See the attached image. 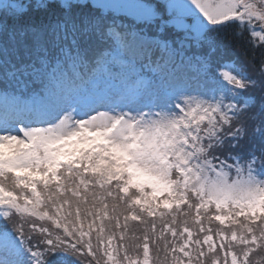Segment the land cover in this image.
<instances>
[{"label":"snow or ice","instance_id":"snow-or-ice-1","mask_svg":"<svg viewBox=\"0 0 264 264\" xmlns=\"http://www.w3.org/2000/svg\"><path fill=\"white\" fill-rule=\"evenodd\" d=\"M100 4L0 0V264H264V0Z\"/></svg>","mask_w":264,"mask_h":264},{"label":"rangeland","instance_id":"rangeland-1","mask_svg":"<svg viewBox=\"0 0 264 264\" xmlns=\"http://www.w3.org/2000/svg\"><path fill=\"white\" fill-rule=\"evenodd\" d=\"M117 3H118V0H101V4L100 5L102 7H105L106 5H109V4L115 5Z\"/></svg>","mask_w":264,"mask_h":264},{"label":"trees","instance_id":"trees-1","mask_svg":"<svg viewBox=\"0 0 264 264\" xmlns=\"http://www.w3.org/2000/svg\"><path fill=\"white\" fill-rule=\"evenodd\" d=\"M229 49H230V51H233V52L236 51L235 46L232 44H229Z\"/></svg>","mask_w":264,"mask_h":264}]
</instances>
